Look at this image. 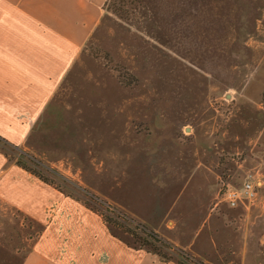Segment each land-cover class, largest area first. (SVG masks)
<instances>
[{
  "label": "rangeland",
  "instance_id": "rangeland-1",
  "mask_svg": "<svg viewBox=\"0 0 264 264\" xmlns=\"http://www.w3.org/2000/svg\"><path fill=\"white\" fill-rule=\"evenodd\" d=\"M103 11L49 106L62 144L43 154L85 192L43 173L104 225L123 224L106 226L128 259H160L131 236L141 226L185 264H264V0H107ZM256 180L252 201H222ZM4 219L0 264H20L39 228L17 213L3 232Z\"/></svg>",
  "mask_w": 264,
  "mask_h": 264
},
{
  "label": "crops",
  "instance_id": "crops-1",
  "mask_svg": "<svg viewBox=\"0 0 264 264\" xmlns=\"http://www.w3.org/2000/svg\"><path fill=\"white\" fill-rule=\"evenodd\" d=\"M106 2L0 0V138L28 151L27 143L36 147L41 163L69 173L71 179L58 172L71 182V165L63 173L62 161L43 158L62 144L59 119L49 113V106ZM78 174L76 170L74 176ZM73 199L9 162L0 151V213L9 211L0 214L6 218L3 232L13 231L10 218L17 213L39 228L38 238L25 245L20 264H176L174 259H128L129 248L110 236L95 212Z\"/></svg>",
  "mask_w": 264,
  "mask_h": 264
},
{
  "label": "trees",
  "instance_id": "trees-1",
  "mask_svg": "<svg viewBox=\"0 0 264 264\" xmlns=\"http://www.w3.org/2000/svg\"><path fill=\"white\" fill-rule=\"evenodd\" d=\"M105 5H106V3H105ZM0 143H3L5 145H7L8 147H10L11 149L22 153V157H26L29 161H31V164H34V165H32V166H34V169L29 167L30 164H29V166H27V164H25L26 162L22 161L23 159L22 160H14L13 162L16 166H18L19 168L23 169L24 171L30 173L31 175H33L34 177L39 179L41 182L48 184V185H54L55 188H57L59 191H60V189H62L60 186L55 184V182H53V180H55V179L47 177L48 175H45L43 173V172H46L48 174H53L54 177H56V179L57 178L61 179L63 182H66L71 187L77 188V189L81 190L82 192H85V191H83V189H81V187L75 185L73 182L67 180L66 178L61 176L59 173H57V172L53 171L52 169L46 167L43 163H41L40 161H37L30 154L20 151L18 148L7 143L2 138H0ZM0 151L3 152L1 149H0ZM60 192H63L67 196L72 197L71 194L68 192H64L63 190H61ZM88 196L90 199L94 198L92 195H88ZM76 200L79 201L80 199H76ZM84 205L87 209L92 210L93 212L94 211L96 212V210L89 204L88 200H85ZM101 216L104 217L103 215H101ZM120 219L123 220V222L126 221L125 217L121 214H120ZM104 221H105L106 225H110V226H113L115 228H121V229L123 228V230H125V227L123 226V224L121 225V224L113 223L107 217H105ZM136 227H138V229L141 231V234H143V236L138 237V236L133 235L132 233H131V236L138 243L139 249H144L147 253H151L153 255L158 256L161 261L173 260L172 257L166 255L165 252H163L164 249H167L168 247H170V245L166 241H164L162 238L158 237V235H156L152 231H148V230L144 229L143 227L141 228V226H136ZM174 260H175L176 264H185V262L183 261L185 259H174ZM189 260L193 261L194 264H201V262L195 261L193 259H189Z\"/></svg>",
  "mask_w": 264,
  "mask_h": 264
},
{
  "label": "built area",
  "instance_id": "built-area-1",
  "mask_svg": "<svg viewBox=\"0 0 264 264\" xmlns=\"http://www.w3.org/2000/svg\"><path fill=\"white\" fill-rule=\"evenodd\" d=\"M261 187L262 183L259 180L248 181L243 183L240 188H226L221 198L229 207L236 208L243 200L252 201Z\"/></svg>",
  "mask_w": 264,
  "mask_h": 264
}]
</instances>
